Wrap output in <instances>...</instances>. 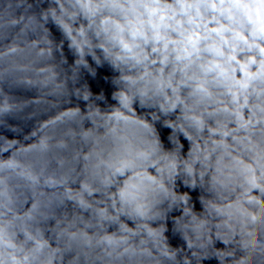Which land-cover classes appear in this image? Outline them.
Masks as SVG:
<instances>
[{
    "label": "clouds",
    "instance_id": "obj_1",
    "mask_svg": "<svg viewBox=\"0 0 264 264\" xmlns=\"http://www.w3.org/2000/svg\"><path fill=\"white\" fill-rule=\"evenodd\" d=\"M0 264H264V0H0Z\"/></svg>",
    "mask_w": 264,
    "mask_h": 264
}]
</instances>
